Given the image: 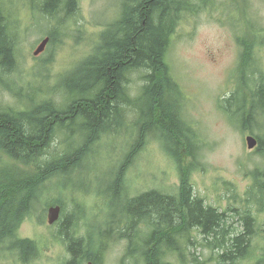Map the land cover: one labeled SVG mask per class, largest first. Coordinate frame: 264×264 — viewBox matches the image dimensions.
Segmentation results:
<instances>
[{"label":"trees","instance_id":"obj_1","mask_svg":"<svg viewBox=\"0 0 264 264\" xmlns=\"http://www.w3.org/2000/svg\"><path fill=\"white\" fill-rule=\"evenodd\" d=\"M195 7L187 0H123L117 21L108 24L93 54L60 83V101L52 96L38 100L35 92L24 96L20 90V98L24 96L20 108L0 109V151L15 163L0 169V257L16 256L22 264H31L40 257V245L20 238L19 230L27 218L36 214L43 187L56 178L64 181L79 176L78 170L95 153V146L105 136L121 133L128 112L134 114L132 127L137 138L133 139L127 164L152 133H161L179 164L183 146L197 160L198 136L184 117L185 91L168 61L175 31L172 15L182 9L195 12ZM77 9L78 0H42L39 10L60 26ZM248 21L255 30L251 28L247 38L238 40L243 51L239 65L244 87L255 100L249 116L253 120L257 114H264V76L258 81L259 87L253 78L252 84L248 82L249 74H261L254 55L259 41L253 36L261 29L256 32L253 18ZM48 34L49 44L54 43L53 36ZM17 41L19 34L11 27L9 16L0 5V73L4 75L16 71ZM135 75L141 85H135ZM3 79L0 78V85L6 86ZM6 87L14 91L13 87ZM229 103L237 110L232 113L244 118L245 99L233 96ZM258 125L264 129V125ZM261 140L264 149V138ZM261 154L264 155V150ZM126 166L108 186L122 188ZM182 177L176 194L153 190L132 199L124 198L127 212L124 208V216L120 214V220L125 223L121 238L128 240V251L122 264L127 261L174 264L173 260L179 264H247L254 260L252 215L246 212L241 219L245 230L234 232L228 226L227 214L206 206ZM113 207L116 212L117 206ZM64 219L60 234L68 240L70 257L63 264H102L115 235L108 230L100 232L99 246L93 253L89 243L73 235L74 216ZM195 232L203 237L204 247L212 250L211 254L193 252L198 242ZM136 249L137 256L132 253ZM258 264H264V252Z\"/></svg>","mask_w":264,"mask_h":264},{"label":"rangeland","instance_id":"obj_2","mask_svg":"<svg viewBox=\"0 0 264 264\" xmlns=\"http://www.w3.org/2000/svg\"><path fill=\"white\" fill-rule=\"evenodd\" d=\"M122 1L78 0L76 14L63 19L59 26L55 20L40 14L42 0H0L11 27L19 34L16 71L7 75L0 73L4 85L13 87L14 91L0 85V109L20 108L24 96L34 92L35 99L52 96L60 101V83L93 54L108 24L117 21ZM187 1L196 6V11L182 9L172 15L175 31L168 61L185 91L184 117L198 136L197 160L183 146L179 164L161 133H152L127 164L133 139L137 138L132 127L134 114L128 112L121 133L105 136L95 146V153L78 170L81 176L64 181L56 178L43 187L36 214L27 218L19 230L20 238L34 240L41 247L40 257L31 264H63L70 257L68 240L60 234L61 222L66 216H74L73 235L89 243L93 253L98 249L100 232L113 233L115 236L107 246L102 264H122L128 251V240L121 238L125 223L120 220V214L124 216L125 210L127 212L124 198L132 199L153 190L176 194L182 185V176L206 206L227 214L228 226L233 227L234 232L245 230L241 219L246 212L252 215L255 225L251 241L256 251L254 260L247 264H258L262 259L264 155L256 150L249 151L246 137L254 134L264 138V129L258 125H264V114L249 119L255 100L244 87L239 65L243 51L238 40L250 35L252 27L248 20L253 18L256 32L261 29L260 33L253 34L259 41L254 55L261 74H249L248 82L252 84L253 78L259 87L258 81L264 76V0ZM48 33L53 36L54 43L49 44L41 56L35 57L34 52L50 36ZM133 79L135 85L142 84L137 75ZM233 96L245 99L244 118L235 114V105L229 106ZM170 148L176 150L173 146ZM12 164L14 161L0 151V169ZM124 165L127 166L122 188L108 186ZM60 205L63 214L56 224L50 225L48 210ZM113 205L118 208L116 212ZM193 235L198 239L193 252L206 255L213 252L204 247L199 233ZM132 253L137 256L139 251L136 249ZM172 262L179 264L176 260ZM0 264L22 263L16 256L7 255L0 257Z\"/></svg>","mask_w":264,"mask_h":264},{"label":"water","instance_id":"obj_3","mask_svg":"<svg viewBox=\"0 0 264 264\" xmlns=\"http://www.w3.org/2000/svg\"><path fill=\"white\" fill-rule=\"evenodd\" d=\"M49 43H50V39L49 38H45L41 42V44L38 46L36 51L34 52V56L35 57H39L42 53H44L45 50L47 49ZM246 140H247L248 150H254L257 147L258 142H257V140L254 137L250 136ZM61 214H62L61 206H52V207H50L49 210H48V223L50 225L56 224L60 220ZM88 264H94V263L93 262H89Z\"/></svg>","mask_w":264,"mask_h":264},{"label":"flooded vegetation","instance_id":"obj_4","mask_svg":"<svg viewBox=\"0 0 264 264\" xmlns=\"http://www.w3.org/2000/svg\"><path fill=\"white\" fill-rule=\"evenodd\" d=\"M250 136H252V137H254L256 140H257V142H258V145H257V147L254 149V150H256V152H261L262 153V151L264 150L263 149V145H262V140H261V137H258V136H256V135H254V134H250V135H248L247 137H246V139L248 138V137H250ZM246 142H247V140H246ZM249 151H253V150H249ZM259 175H262V173H260ZM256 176V175H255ZM263 176V175H262ZM257 179H259L258 177H256ZM256 179V180H257Z\"/></svg>","mask_w":264,"mask_h":264}]
</instances>
